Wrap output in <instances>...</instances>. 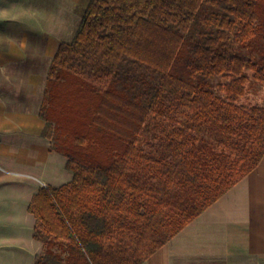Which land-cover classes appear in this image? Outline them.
<instances>
[{
	"label": "trees",
	"instance_id": "16d2710c",
	"mask_svg": "<svg viewBox=\"0 0 264 264\" xmlns=\"http://www.w3.org/2000/svg\"><path fill=\"white\" fill-rule=\"evenodd\" d=\"M40 115L35 264H142L264 157V0H89Z\"/></svg>",
	"mask_w": 264,
	"mask_h": 264
},
{
	"label": "crops",
	"instance_id": "0c3cea01",
	"mask_svg": "<svg viewBox=\"0 0 264 264\" xmlns=\"http://www.w3.org/2000/svg\"><path fill=\"white\" fill-rule=\"evenodd\" d=\"M88 1L0 0V264H35L44 244L32 198L71 179L40 110L59 44ZM142 264H264V157Z\"/></svg>",
	"mask_w": 264,
	"mask_h": 264
},
{
	"label": "rangeland",
	"instance_id": "374dc122",
	"mask_svg": "<svg viewBox=\"0 0 264 264\" xmlns=\"http://www.w3.org/2000/svg\"><path fill=\"white\" fill-rule=\"evenodd\" d=\"M68 172H69V171H68ZM69 174H70V177H72L70 172H69Z\"/></svg>",
	"mask_w": 264,
	"mask_h": 264
}]
</instances>
